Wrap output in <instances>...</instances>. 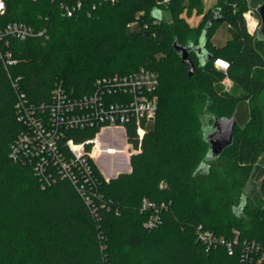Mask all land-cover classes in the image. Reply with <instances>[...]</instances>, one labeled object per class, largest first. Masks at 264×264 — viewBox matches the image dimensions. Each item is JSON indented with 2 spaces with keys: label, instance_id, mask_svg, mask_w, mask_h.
Masks as SVG:
<instances>
[{
  "label": "trees",
  "instance_id": "trees-1",
  "mask_svg": "<svg viewBox=\"0 0 264 264\" xmlns=\"http://www.w3.org/2000/svg\"><path fill=\"white\" fill-rule=\"evenodd\" d=\"M216 1L205 11L202 0H171L170 18L160 19L155 0L104 3L91 16L71 17L54 0H6L0 25L17 20L47 27L50 39L10 38L7 49L17 61L0 65V264H264V205L244 200L249 182H261L264 190V112L254 103L264 92V39L248 31L243 15L264 0ZM194 7L203 18L192 27L184 12ZM216 7L225 19L206 32L212 58L200 68L192 51L196 72L190 75L175 38L197 45ZM224 22L233 36L216 46L212 38ZM219 59L227 68L217 65ZM141 67L159 75V108L131 157V172L107 181L88 157L89 180L74 182L51 164V181L44 183L32 161L11 157L25 128L15 83L29 102L40 104L51 100L56 82L81 95L98 77ZM225 78L244 95L219 92ZM230 116L238 122L233 140L210 160L204 129L215 117ZM126 128L138 146L136 128ZM95 132L70 129L65 139L81 142ZM63 150L68 158L65 144ZM144 198L164 204L152 228L145 226L151 211L142 209ZM201 231H211L217 240L205 242Z\"/></svg>",
  "mask_w": 264,
  "mask_h": 264
},
{
  "label": "built area",
  "instance_id": "built-area-1",
  "mask_svg": "<svg viewBox=\"0 0 264 264\" xmlns=\"http://www.w3.org/2000/svg\"><path fill=\"white\" fill-rule=\"evenodd\" d=\"M54 1L59 4L64 16L71 17L82 12L91 16L93 10L100 5L114 4L119 0H98L89 3L88 6L85 0ZM248 1L250 4L251 0ZM170 2L171 0H155L156 8L162 12L160 19H164L163 14L168 11ZM262 5L264 2L256 6L249 5L243 13L251 34L257 33L260 26L259 7ZM6 7V0H0V18ZM160 19H155L154 23H158ZM135 23L136 20L133 21V25ZM10 38L19 40L38 38L46 43L50 35L47 27L36 28L23 21H9L0 25V65L8 66L17 61L7 49ZM216 63L223 69L228 66L224 60L222 62L219 59ZM14 85L18 92L16 103L18 117L25 128L12 145L11 157L14 160L32 161L34 170L44 183L51 181L52 172L49 170L51 164L58 165L76 182L81 178L89 180L91 176L88 157H92L97 165L103 156L121 155L131 158L139 152L141 141L156 118L159 108V75L145 67L98 77L94 80L92 89L81 95L69 91L61 82H56L51 91V100L40 104L29 102L19 86L16 83ZM128 124L136 128L138 146L128 138L126 128ZM87 128L96 129L93 137L81 142H76L73 138L65 139L67 130ZM64 144L70 151L68 158L63 150ZM87 144H91L90 150L87 149ZM108 164L116 165L109 161ZM102 172L109 181V177L103 170ZM163 207L164 204L157 205L147 198L143 199L142 209L151 211L145 222L146 227L152 228L159 223ZM200 238L208 243L217 240V236L211 231H201ZM222 239L219 238L223 241Z\"/></svg>",
  "mask_w": 264,
  "mask_h": 264
},
{
  "label": "rangeland",
  "instance_id": "rangeland-1",
  "mask_svg": "<svg viewBox=\"0 0 264 264\" xmlns=\"http://www.w3.org/2000/svg\"><path fill=\"white\" fill-rule=\"evenodd\" d=\"M189 0H185V4H188ZM202 3L204 5L205 11L209 10L210 8L214 7L218 1L213 0H202ZM162 15V12H161ZM184 15L186 16L189 24L192 27L197 26L200 21L203 18V14L200 13L199 9L197 7L193 8L192 13H189V9L184 12ZM138 17V14L136 15V18ZM164 19L170 18V12L165 11L163 14ZM135 20V19H134ZM133 20V21H134ZM133 21L130 22V25H127L128 27H132ZM233 36V31L229 24L226 22L219 25L217 31L215 32L212 41L216 46H224ZM194 38V37H193ZM219 92H226L228 94L234 95V96H243L244 91L235 85L233 81L229 78H225L220 84L217 86ZM69 90V89H68ZM254 103L260 107L264 112V92L257 97L254 100ZM207 112L205 111V114L203 113V118L208 119L210 116L206 115ZM155 119L153 120V122ZM152 122V123H153ZM151 123V124H152ZM150 124V125H151ZM244 126L242 125L241 128ZM148 132V131H147ZM146 132V133H147ZM146 135V134H145ZM128 157V156H127ZM126 156H103L99 160L98 167L104 171L105 175L109 177V180L112 178L118 177L122 173H129L132 170L131 167V158H127ZM132 157V156H131ZM109 163H114L116 165L110 166ZM261 182L258 183H248L246 186V189L244 190V195L246 202L248 203L251 199H254V202L256 204L264 205V190L261 188ZM250 196L251 198H248Z\"/></svg>",
  "mask_w": 264,
  "mask_h": 264
},
{
  "label": "water",
  "instance_id": "water-1",
  "mask_svg": "<svg viewBox=\"0 0 264 264\" xmlns=\"http://www.w3.org/2000/svg\"><path fill=\"white\" fill-rule=\"evenodd\" d=\"M261 16V23L257 30V36L259 39H264V5L259 7ZM155 17L161 18V11L156 9L154 11ZM225 16L222 13L221 8L216 7L213 9L209 20L207 21L203 32L200 36L199 43L197 45H182L175 38L174 48L180 54L183 63L188 65L189 74L192 75L196 72L195 63L191 57V52L195 51L199 57V67L202 68L212 58V54L206 49V32L215 21H224ZM237 119L235 116L230 117H215L213 124L210 127L204 129V137L209 142L208 159H214L221 154L223 149L228 146L234 137V130L237 125ZM205 165V164H203ZM245 201H243L238 207L235 208L236 213H240Z\"/></svg>",
  "mask_w": 264,
  "mask_h": 264
},
{
  "label": "crops",
  "instance_id": "crops-1",
  "mask_svg": "<svg viewBox=\"0 0 264 264\" xmlns=\"http://www.w3.org/2000/svg\"><path fill=\"white\" fill-rule=\"evenodd\" d=\"M220 61H223V60L220 59Z\"/></svg>",
  "mask_w": 264,
  "mask_h": 264
}]
</instances>
